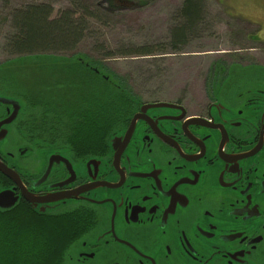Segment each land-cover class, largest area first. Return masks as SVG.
Masks as SVG:
<instances>
[{
  "label": "flooded vegetation",
  "instance_id": "1",
  "mask_svg": "<svg viewBox=\"0 0 264 264\" xmlns=\"http://www.w3.org/2000/svg\"><path fill=\"white\" fill-rule=\"evenodd\" d=\"M239 59L209 67L197 94L114 84L109 110L105 69L84 64L98 98L78 90L84 108L64 120L54 100L42 111L1 89L16 104L0 101V219L67 221L54 264H264V67Z\"/></svg>",
  "mask_w": 264,
  "mask_h": 264
},
{
  "label": "rangeland",
  "instance_id": "2",
  "mask_svg": "<svg viewBox=\"0 0 264 264\" xmlns=\"http://www.w3.org/2000/svg\"><path fill=\"white\" fill-rule=\"evenodd\" d=\"M197 1L199 19L191 24L184 17V0H0V90L19 93L25 88L42 111L50 112L54 100L64 120L65 115L78 116L84 108L78 101L88 94L90 101L98 98L97 82L87 81L84 64L105 69L108 110L116 99L114 84L139 98L172 99L169 90L197 94L206 70L215 64L227 66L242 57L264 67V0ZM41 5L50 7V20L70 12L73 26L83 21L82 39L73 51L12 55L6 48L12 14L24 10L27 16L32 12L27 8ZM181 35L184 41L175 43ZM140 50L150 54H136ZM67 84L78 87L65 93ZM54 85H59L57 92ZM78 90L86 96L78 99ZM50 118L48 113V122Z\"/></svg>",
  "mask_w": 264,
  "mask_h": 264
},
{
  "label": "trees",
  "instance_id": "3",
  "mask_svg": "<svg viewBox=\"0 0 264 264\" xmlns=\"http://www.w3.org/2000/svg\"><path fill=\"white\" fill-rule=\"evenodd\" d=\"M195 1L184 0V17L191 24H196L199 19L200 5ZM27 9H32L27 16L23 15L24 10L12 14L13 33L6 42V48L12 55L19 57L73 51L82 39L83 21L73 26V14L70 12L50 20V7L41 5ZM34 27L36 30H33ZM184 38L181 35L174 41L179 44ZM137 52L143 56L150 54L146 50ZM84 132V138L88 139L87 127ZM66 222L60 223L58 232L54 233V219H44L38 224L29 220L26 212L0 219V264H54V245L59 247L67 235Z\"/></svg>",
  "mask_w": 264,
  "mask_h": 264
},
{
  "label": "water",
  "instance_id": "4",
  "mask_svg": "<svg viewBox=\"0 0 264 264\" xmlns=\"http://www.w3.org/2000/svg\"><path fill=\"white\" fill-rule=\"evenodd\" d=\"M0 101L6 102V103H13V104H16L14 101H8V100L2 99V98H0ZM148 107H149V106H148ZM151 107H153V106H151ZM149 108H150V107H149ZM53 161H54V156H52V157L50 158V161H49L50 165L52 164ZM0 171H2V172H3L4 174H6L7 176H10V177H11V175L9 174V172H7V170H5L4 168L0 167ZM5 197H6V196H3V194L0 195V207H1V208H8V207L10 206V205L4 206V205L1 204L2 201L5 202V200H6Z\"/></svg>",
  "mask_w": 264,
  "mask_h": 264
}]
</instances>
